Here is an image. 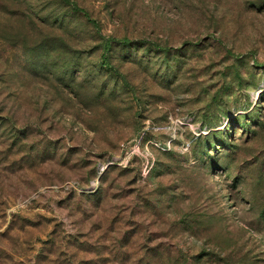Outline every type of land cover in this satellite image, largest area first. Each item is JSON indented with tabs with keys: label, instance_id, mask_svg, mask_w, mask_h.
<instances>
[{
	"label": "rangeland",
	"instance_id": "obj_1",
	"mask_svg": "<svg viewBox=\"0 0 264 264\" xmlns=\"http://www.w3.org/2000/svg\"><path fill=\"white\" fill-rule=\"evenodd\" d=\"M0 264H264V0H0Z\"/></svg>",
	"mask_w": 264,
	"mask_h": 264
},
{
	"label": "trees",
	"instance_id": "obj_2",
	"mask_svg": "<svg viewBox=\"0 0 264 264\" xmlns=\"http://www.w3.org/2000/svg\"><path fill=\"white\" fill-rule=\"evenodd\" d=\"M113 44L121 46L122 47V54H124V53L126 54L130 51V45H132V42L127 41V40L121 41L119 43L115 40H106L104 42V44H103V55H102V58H101V61H100V64L98 65V67L100 70H104L105 72H108V73H111L112 71H114V67L112 66V61H111V59L113 57H112V55H110L113 51V48H114ZM135 46L138 47V44H136ZM142 46H144V45H141V47ZM155 50L158 51L159 48H155ZM163 51H165L167 55L170 54L169 50L163 49ZM112 73L114 74V72H112ZM252 111H253V109L249 113H252ZM249 115H251V114H249ZM243 117L245 118V116H243ZM238 123L241 124V126H243L244 129L246 128L245 122L241 123L240 121H238ZM218 134L220 135V132ZM212 135H216V133L213 132ZM226 173L229 174L230 171H227Z\"/></svg>",
	"mask_w": 264,
	"mask_h": 264
}]
</instances>
